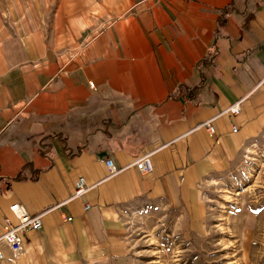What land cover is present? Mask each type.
Wrapping results in <instances>:
<instances>
[{
    "label": "crops",
    "instance_id": "0c3cea01",
    "mask_svg": "<svg viewBox=\"0 0 264 264\" xmlns=\"http://www.w3.org/2000/svg\"><path fill=\"white\" fill-rule=\"evenodd\" d=\"M51 23L0 32V235L13 204L43 214L3 264H111L119 208L192 206L264 135V0H62Z\"/></svg>",
    "mask_w": 264,
    "mask_h": 264
},
{
    "label": "rangeland",
    "instance_id": "374dc122",
    "mask_svg": "<svg viewBox=\"0 0 264 264\" xmlns=\"http://www.w3.org/2000/svg\"><path fill=\"white\" fill-rule=\"evenodd\" d=\"M61 2L0 0V32L50 28ZM116 223L127 251L111 264H264V135L205 180L192 206L140 201L119 208Z\"/></svg>",
    "mask_w": 264,
    "mask_h": 264
},
{
    "label": "built area",
    "instance_id": "2783aa9c",
    "mask_svg": "<svg viewBox=\"0 0 264 264\" xmlns=\"http://www.w3.org/2000/svg\"><path fill=\"white\" fill-rule=\"evenodd\" d=\"M91 86H94V83L91 82ZM241 111V101H237L232 104L229 108L224 110L226 113L232 115L239 114ZM214 119L208 120L203 123V126H206L211 134L216 132L215 125L213 123ZM237 127L234 126V131H237ZM108 167L112 169V172H118L115 170L114 162L111 158L106 160ZM134 164L141 172H149L153 170V164L151 160V153H143ZM89 190L86 180L83 176L79 177L76 182V188L73 197H79L85 194ZM11 209L16 214L19 222L14 225L10 222L9 219L5 218V231L0 235V264H3L6 254L4 248L7 247L11 250L14 256L20 254L24 249L26 243V233L29 230H40L43 227V214L31 215L21 204H13Z\"/></svg>",
    "mask_w": 264,
    "mask_h": 264
}]
</instances>
